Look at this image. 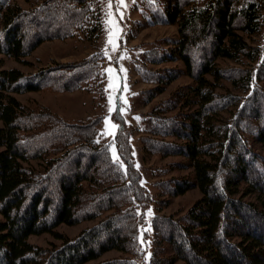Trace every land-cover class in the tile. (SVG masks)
<instances>
[{"label":"trees","instance_id":"trees-1","mask_svg":"<svg viewBox=\"0 0 264 264\" xmlns=\"http://www.w3.org/2000/svg\"><path fill=\"white\" fill-rule=\"evenodd\" d=\"M9 2L1 0V5L8 7ZM190 4L171 0L156 17L158 23L177 26L179 38L160 59L182 60L196 84L199 108L180 127L176 122L156 124V135L183 143L147 140L167 156L184 157L194 172L191 179L176 180L171 195L198 188L202 196L181 217L154 218L156 249L150 264H264V155L251 146V138L264 144V92L252 86L255 80H264V55L242 35L259 32L264 5L260 0H208L201 8ZM99 10V0H47L30 11L8 7L2 15L0 54L22 60L45 41L80 29L94 14L98 19ZM99 31L98 21L92 32ZM102 57L97 52L81 63L32 74L0 71V264H88L113 250L141 254L139 207L150 196L140 184L131 146L123 138L120 108L114 115L119 123L116 145L125 170L97 141V119L85 125L63 122L47 109L29 110L14 96L46 88L80 90L83 83L100 80L102 64L97 60ZM220 59L248 60L258 67L255 74L244 69L229 73L218 67ZM166 78L171 82L173 75ZM213 80L249 91L231 118L216 124L211 119L237 106L239 98L215 93ZM38 160L44 165L30 164ZM251 193L258 202L245 199ZM106 212L111 214L74 239L56 231L63 224L95 220ZM45 233L58 236L62 243L43 250L29 241ZM164 244L173 255L166 256ZM136 263L130 257L99 264Z\"/></svg>","mask_w":264,"mask_h":264},{"label":"rangeland","instance_id":"rangeland-1","mask_svg":"<svg viewBox=\"0 0 264 264\" xmlns=\"http://www.w3.org/2000/svg\"><path fill=\"white\" fill-rule=\"evenodd\" d=\"M45 1L47 0H10L8 7L30 11ZM170 1L124 0V3L120 4L119 0H99L98 19L94 14L86 25L80 29L75 28L64 38L45 41L22 60L0 54V71L19 69L24 74H32L57 65L78 64L92 58L97 52L103 55L102 60H97L98 64H102L100 80L85 82L80 90L65 92L46 88L37 92L14 94L29 110L47 109L63 122L85 125L97 119L100 122L97 141L110 149L112 159L124 170L126 163L116 145L119 123L114 115L118 107L125 119L123 138L125 137L131 146L132 162L141 177L140 184L150 196V200L139 207L142 223L139 225L137 237L141 254L133 255L113 250L88 264L130 257L138 264H150L156 249V235L152 226L154 218L157 215L181 217L202 196L198 188H192L177 197L171 195L175 181L191 179L194 172L188 167V161L184 157L167 156L158 149H153L152 141L147 140L183 143L176 137L156 135V124L165 126L166 123L168 126L176 122L180 127L181 122L199 108L195 94L196 84L188 75L182 60L161 62L160 59L173 49L174 41L179 38L176 25L157 22L156 15L164 11ZM260 1L264 5V0ZM207 2L208 0H190V5L201 8ZM97 3L95 2V5ZM8 7L2 6L0 0V30L3 26L2 15L8 11ZM262 16L263 25L259 32L252 36L244 33L242 35L252 47L260 49L264 55V11ZM98 21L100 31L92 32ZM217 65L229 73L244 69L255 74V68L258 67L256 62L243 59L238 62L220 59ZM171 75L173 79L170 82L166 77ZM252 86L253 90L264 92V80L257 79ZM212 87L215 93L232 94L239 98L237 106L211 119L215 124L217 121L229 120L233 112L249 97V91L226 80H213ZM106 119L110 121L108 125L104 123ZM111 125L116 127L112 128ZM210 135L213 136V133ZM251 146L255 152L264 155L263 143L251 138ZM30 164L34 167L44 165L39 160ZM245 199L259 201L254 193L246 195ZM110 214L111 212H106L95 220L82 221L73 226L63 224L56 231L63 237L74 239L83 230L98 224ZM29 241L43 250H51L55 245L62 243L61 238L48 233L31 236ZM163 246L167 250L166 253H169L166 256L173 255L168 245ZM158 256L164 258V254ZM176 264L183 263L178 261Z\"/></svg>","mask_w":264,"mask_h":264},{"label":"snow or ice","instance_id":"snow-or-ice-1","mask_svg":"<svg viewBox=\"0 0 264 264\" xmlns=\"http://www.w3.org/2000/svg\"><path fill=\"white\" fill-rule=\"evenodd\" d=\"M119 3H120V4H123V3H124V0H119ZM109 42H110V43H113L112 40H110ZM113 46L115 47V44H114V43H113ZM125 103H127V101H125ZM111 110H112V109H110V111H111ZM137 119H139V118H137ZM104 123H105L106 125H108V124L110 123V121L106 119V120L104 121ZM111 127H112V128H115L116 126H115V125H111Z\"/></svg>","mask_w":264,"mask_h":264}]
</instances>
